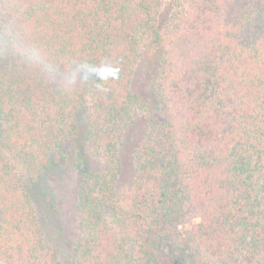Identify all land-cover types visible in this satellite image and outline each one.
<instances>
[{
	"label": "trees",
	"instance_id": "1",
	"mask_svg": "<svg viewBox=\"0 0 264 264\" xmlns=\"http://www.w3.org/2000/svg\"><path fill=\"white\" fill-rule=\"evenodd\" d=\"M0 263L264 264V0H0Z\"/></svg>",
	"mask_w": 264,
	"mask_h": 264
},
{
	"label": "rangeland",
	"instance_id": "2",
	"mask_svg": "<svg viewBox=\"0 0 264 264\" xmlns=\"http://www.w3.org/2000/svg\"><path fill=\"white\" fill-rule=\"evenodd\" d=\"M134 89L144 94V75L137 74L134 78ZM144 129L142 124L139 122L138 126L132 128L130 132L126 133L124 136L122 149H121V155L124 165L123 175L121 182L124 185H127L135 173V167L133 162V152L135 148L139 145L142 137H143ZM75 189V181L72 179H69L67 184L62 185L61 187V196L67 200L65 202L62 210L63 215L60 216L57 221L59 228H63V231L60 233V238H58V244L64 243V246L62 247L60 245L61 251L67 250V248L77 239V231L75 229V223H74V216H73V191ZM60 229V230H61ZM4 264V263H0Z\"/></svg>",
	"mask_w": 264,
	"mask_h": 264
},
{
	"label": "clouds",
	"instance_id": "3",
	"mask_svg": "<svg viewBox=\"0 0 264 264\" xmlns=\"http://www.w3.org/2000/svg\"><path fill=\"white\" fill-rule=\"evenodd\" d=\"M81 67L93 71L92 69L89 68L88 65H82ZM114 72H115V65L111 61H108L103 65L102 69L100 70L99 78L101 80H108L113 76ZM70 82H71V78H70Z\"/></svg>",
	"mask_w": 264,
	"mask_h": 264
}]
</instances>
